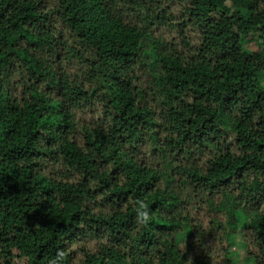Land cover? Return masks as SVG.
Wrapping results in <instances>:
<instances>
[{
    "label": "trees",
    "instance_id": "16d2710c",
    "mask_svg": "<svg viewBox=\"0 0 264 264\" xmlns=\"http://www.w3.org/2000/svg\"><path fill=\"white\" fill-rule=\"evenodd\" d=\"M264 264V0H0V264Z\"/></svg>",
    "mask_w": 264,
    "mask_h": 264
},
{
    "label": "rangeland",
    "instance_id": "374dc122",
    "mask_svg": "<svg viewBox=\"0 0 264 264\" xmlns=\"http://www.w3.org/2000/svg\"><path fill=\"white\" fill-rule=\"evenodd\" d=\"M231 252L236 262H238V264H245L244 255L242 251L236 246L235 243L232 244Z\"/></svg>",
    "mask_w": 264,
    "mask_h": 264
}]
</instances>
